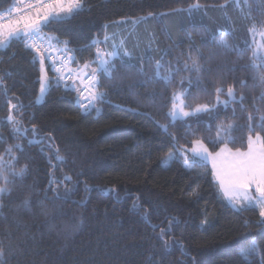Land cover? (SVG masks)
Segmentation results:
<instances>
[{
  "label": "trees",
  "instance_id": "16d2710c",
  "mask_svg": "<svg viewBox=\"0 0 264 264\" xmlns=\"http://www.w3.org/2000/svg\"><path fill=\"white\" fill-rule=\"evenodd\" d=\"M17 1L0 0V12ZM260 18L264 0H84L47 33L69 41L81 64L95 60L94 43L105 37L100 50H119L110 75L98 74L105 101L91 113L55 84L38 104L35 53L19 41L0 50V187L11 181V194L0 196L5 264H246L252 239L259 255L249 264H260L259 211L233 209L210 167L186 168L173 147V138L188 149L199 138L218 151L210 141L229 126L233 149L246 150L249 126L264 136V50L250 35ZM193 60L199 74L188 70ZM45 69L53 80L47 60ZM177 93L185 105L214 111L173 121ZM25 166L22 179L12 174ZM66 189L67 199L55 198Z\"/></svg>",
  "mask_w": 264,
  "mask_h": 264
},
{
  "label": "snow or ice",
  "instance_id": "6c2138e0",
  "mask_svg": "<svg viewBox=\"0 0 264 264\" xmlns=\"http://www.w3.org/2000/svg\"><path fill=\"white\" fill-rule=\"evenodd\" d=\"M83 8L84 0H18L6 12H0V50L8 48L13 41H19L35 53L33 63L40 65L41 72L39 90L41 100L38 102H42V98L53 84L63 87L66 91L74 92L79 105L85 110H96V103L105 101L104 93L97 91L98 87H102L99 84L98 70L91 66L92 63H96L99 65L101 73L109 75L114 69V65H111L110 60L106 59L104 53L100 51L99 45L104 41L94 43L96 47L95 60L91 63L81 64L75 55L76 50L70 46L69 41L60 40L47 33V29L52 24L71 20ZM196 10H200L198 3L191 5L188 12L191 14ZM107 39L105 37V41ZM221 46L227 47L223 42H221ZM108 55L115 59L120 56V52L118 49H114ZM123 56L127 57L129 53L125 51ZM45 60L48 61L54 75L53 80L48 79ZM185 67L188 66L185 65ZM188 70L199 74L201 68L193 60L191 68ZM141 74L145 75L146 73L141 71ZM259 85L264 88V75L259 76ZM216 91L219 93L221 90L217 88ZM228 96L235 99L232 88L228 89ZM173 100H180L181 104L177 108L176 103H173V110L169 114L173 119L198 118L200 114H211L214 111V107L210 108L208 104H201L193 108L191 105H184L183 100L178 96H174ZM186 107L190 110H185ZM9 119L11 120L12 117ZM261 121L264 122V117H261ZM197 122H199L198 119ZM186 126L189 128L188 134L194 136L195 133L191 131L192 125ZM261 126L264 127V124ZM161 127L164 128V126ZM164 130L167 129L164 128ZM231 130L232 126L227 129L220 128L217 138L210 141L214 148H219L218 151H210L207 144L199 138L192 141L194 146L191 149L180 147L173 138V147L186 168L211 165L210 175L215 188L230 206L238 211L258 207L260 217L264 218V136L249 126V133H254V135L248 136L246 150L239 147L233 149L229 147V143L235 145L236 141L231 137ZM35 142L41 143L45 140L41 137ZM56 159L63 161V157L60 156H57ZM168 159H173V154L170 153ZM26 172L27 167L25 166L18 172L13 171L12 174L22 179ZM64 179L70 180L69 177H64ZM10 183L11 181L5 177V186L0 187V196L11 194V189L7 187V184ZM51 183L54 181H50ZM45 195L47 196V193ZM54 195L56 199H67L70 196V191L66 189L63 195L59 193ZM21 207L31 211V201L23 200ZM260 223L264 226V219ZM170 227L169 225V231ZM164 235L165 229L161 227L160 238L163 239ZM252 255H259L255 239H252L250 245L243 251L242 258L245 259L246 264H249L248 258ZM0 264H5L2 248H0ZM260 264H264V256H260Z\"/></svg>",
  "mask_w": 264,
  "mask_h": 264
},
{
  "label": "rangeland",
  "instance_id": "374dc122",
  "mask_svg": "<svg viewBox=\"0 0 264 264\" xmlns=\"http://www.w3.org/2000/svg\"><path fill=\"white\" fill-rule=\"evenodd\" d=\"M236 1H242V3H244L246 6H248V4L250 3V0H236ZM237 4L239 5V4H241L240 2H237ZM241 6V5H240ZM257 26V25H256ZM253 35V37H254V39L257 41L256 42V44H255V50L257 49L258 51H263L264 50V19H262V18H260V23L258 24V28L257 29H255V30H253V31H251V33H250V35ZM105 41V40H104ZM105 43V42H104ZM263 47V48H262ZM260 48V49H259ZM114 49H117L115 46H114ZM101 52H103L104 53V55H105V58L106 59H109L110 60V62H111V60H112V58L108 55L109 53L108 52H106V51H104V50H100ZM92 67H94V68H97V70H98V73L97 74H99V72H100V70H99V66H93V65H91ZM47 76H48V74H47ZM48 79H49V76H48ZM47 94V93H46ZM46 94H45V96H46ZM45 96L42 98V102H38V101H40L41 100V96L39 95V98H38V100H37V103L38 104H42L43 102H44V99H45ZM176 96H178V97H180L182 100H183V104L185 105V103H184V94L183 93H177L176 94ZM231 98V97H230ZM173 103H176V105H177V108H179L180 106H181V104H180V100H173ZM172 110L173 109H171V111H170V113L172 112ZM185 110H186V108H185ZM170 118L173 120V121H176V120H184V119H187V118H183V119H173L171 116H170ZM189 118V117H188ZM194 146V145H193ZM190 155V154H189ZM172 160V159H171ZM171 160H167L168 162H170ZM209 167H210V169H211V165L209 164L208 165ZM254 195H255V193H253ZM232 207V206H231ZM233 208V207H232ZM253 208H255V209H257L258 211H259V208L258 207H253ZM234 209V208H233ZM236 210V209H235ZM238 211V210H237ZM239 211H242V210H239ZM262 219H264V218H262Z\"/></svg>",
  "mask_w": 264,
  "mask_h": 264
},
{
  "label": "built area",
  "instance_id": "2783aa9c",
  "mask_svg": "<svg viewBox=\"0 0 264 264\" xmlns=\"http://www.w3.org/2000/svg\"><path fill=\"white\" fill-rule=\"evenodd\" d=\"M18 2V1H17ZM97 91H98V89H97ZM81 109H82V111L83 112H85V113H91L93 110H85V108L84 107H82L81 106Z\"/></svg>",
  "mask_w": 264,
  "mask_h": 264
}]
</instances>
